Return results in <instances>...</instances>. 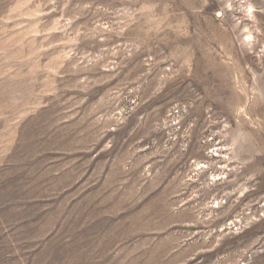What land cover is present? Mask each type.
Segmentation results:
<instances>
[{
	"label": "rangeland",
	"instance_id": "rangeland-1",
	"mask_svg": "<svg viewBox=\"0 0 264 264\" xmlns=\"http://www.w3.org/2000/svg\"><path fill=\"white\" fill-rule=\"evenodd\" d=\"M0 264H264V0H0Z\"/></svg>",
	"mask_w": 264,
	"mask_h": 264
},
{
	"label": "bare ground",
	"instance_id": "bare-ground-1",
	"mask_svg": "<svg viewBox=\"0 0 264 264\" xmlns=\"http://www.w3.org/2000/svg\"><path fill=\"white\" fill-rule=\"evenodd\" d=\"M202 168V167H201Z\"/></svg>",
	"mask_w": 264,
	"mask_h": 264
}]
</instances>
